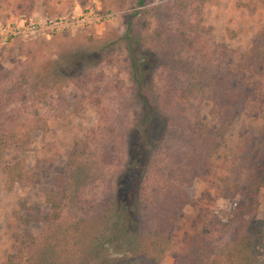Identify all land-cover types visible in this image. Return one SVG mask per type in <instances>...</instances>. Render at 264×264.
<instances>
[{"label":"rangeland","instance_id":"374dc122","mask_svg":"<svg viewBox=\"0 0 264 264\" xmlns=\"http://www.w3.org/2000/svg\"><path fill=\"white\" fill-rule=\"evenodd\" d=\"M75 8L76 12L72 13ZM85 9L111 14L103 24L70 26L48 39L32 36L0 40V104L7 103L0 108V119H16L22 125L23 136L30 127L41 128L32 132L27 149L13 147L2 154L0 151V264H5L8 255L17 248L26 246L31 237L40 235L41 224L25 226L21 219L28 215L29 207L47 210L45 199L51 190L50 179L64 170L66 152L75 141L87 140L91 147L85 151L87 158L95 162L89 174L96 172V168L94 177L101 173L103 179L110 178L109 190H115L122 208L128 205L132 179L123 180L115 188V178L128 164L130 137L135 140V134L126 136V133L141 105L132 93L126 59L124 35L129 20L131 35L140 41V47L151 48L162 56L161 66L151 75L154 95L159 97L183 85L191 68L195 75L209 80L217 68L235 67L264 23V0H144L142 5L138 0H0V22L25 17L45 21L78 15ZM157 33L162 37L159 43ZM81 49L101 53L98 66L87 70L84 90L68 82L62 87L63 95L57 96L55 85L47 105L33 99H26L25 103L11 99L9 95L19 77L26 75L34 80L37 73L43 75L51 70L55 59L63 61L62 55ZM179 61L187 68H179ZM247 77L253 85L258 81L256 94L230 123L220 150L211 156L212 169L193 178L192 194L178 213L171 246L159 264H173L176 255L185 250L183 240L193 230L215 246L227 247L231 242L232 232L220 226L230 219L233 204V200L222 194L228 181L225 179L234 177L241 148L253 137L264 111V69L259 73L248 72ZM33 80L24 86L27 93H34L37 84ZM212 83L220 87L217 80ZM14 98L18 100L17 96ZM96 98L101 101L98 107L94 104ZM208 108L205 105L201 116L210 126H215L216 118L208 114ZM3 128L0 125V130ZM159 136L157 131L148 141L153 144V165L164 173L171 171V176L179 174L182 167L189 170L186 159L193 150V140L174 134L159 143ZM112 147L118 152L114 161L106 164L110 166L96 163L101 148ZM15 162L26 172L37 174L40 180L10 185L4 166ZM263 210L264 200L259 212ZM212 220L216 222L213 224ZM117 249H121L120 245ZM259 264H264V253Z\"/></svg>","mask_w":264,"mask_h":264},{"label":"trees","instance_id":"16d2710c","mask_svg":"<svg viewBox=\"0 0 264 264\" xmlns=\"http://www.w3.org/2000/svg\"><path fill=\"white\" fill-rule=\"evenodd\" d=\"M138 3L142 5L144 0ZM131 26L129 20L124 35L126 59L132 93L141 105L126 133V136L135 134V140L130 137L133 146L127 152L128 164L115 178V188L123 180L132 179L128 205L123 208L119 205L115 190H109L110 178L103 179L101 173L94 177L96 168V172L89 174L90 167L95 165L86 156L90 145L84 139L75 141L66 152L64 170L50 179L51 190L45 199L47 210L29 207L28 215L21 219L25 226L41 224L40 235L31 237L26 246L9 254L5 264H159L171 246L178 213L192 194L193 178L212 169L211 156L220 150L230 123L256 94L258 81L253 85L247 73L264 69V23L235 67L217 68L209 80L201 79L191 68L183 85L165 91V97L154 95L151 76L161 66L162 56L151 48L142 49L140 41L131 35ZM161 39L157 33L156 41L159 43ZM100 55L88 49L62 55L63 61L55 59L51 70L43 75L37 73L34 80L26 75L19 77L9 96L16 103L33 99L47 105L55 85L57 96L63 95L62 87L68 82L84 90L87 70L98 66ZM178 67L187 68L182 61ZM28 80L37 84L33 89L35 95L24 89ZM215 80L220 87H214ZM100 102L96 98L94 104L98 107ZM205 105L209 106L208 114L216 118L215 126L201 116ZM3 106L7 103L0 104V108ZM261 119L253 137L241 148L234 177L225 179L228 181L222 194L233 204L230 219L220 226L232 232L231 242L227 247L215 246L193 230L183 240L185 250L176 255L173 264H259L264 253V210L259 212L264 200V111ZM0 125L5 126L0 130L1 154L13 147L27 149L32 132L41 129L35 125L24 131L23 136L22 125L16 119H0ZM157 131L159 143L174 134L193 140V150L186 159L189 170L182 167L179 174L171 176V171L164 173L153 165V144L148 141ZM117 152L115 147L101 148L96 163L110 166L106 164L114 161ZM4 170L10 185L40 180L37 174L23 170L18 162L5 165Z\"/></svg>","mask_w":264,"mask_h":264},{"label":"built area","instance_id":"2783aa9c","mask_svg":"<svg viewBox=\"0 0 264 264\" xmlns=\"http://www.w3.org/2000/svg\"><path fill=\"white\" fill-rule=\"evenodd\" d=\"M76 12V8L72 13ZM111 13L97 9H85L78 15L56 17L45 21L35 20L31 17L12 19L0 22V40L8 41L18 37L42 36L50 38L56 32L68 29L70 26H82L84 24H103Z\"/></svg>","mask_w":264,"mask_h":264}]
</instances>
